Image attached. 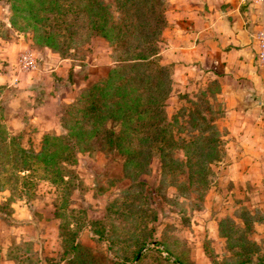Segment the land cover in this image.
<instances>
[{
	"label": "rangeland",
	"instance_id": "obj_1",
	"mask_svg": "<svg viewBox=\"0 0 264 264\" xmlns=\"http://www.w3.org/2000/svg\"><path fill=\"white\" fill-rule=\"evenodd\" d=\"M101 1L118 23L123 15L116 0ZM161 1L168 10V0ZM82 8V0H0L5 72L28 79L37 70L18 65L27 53L38 68L61 63L54 74L40 73L49 79H37L42 86L29 93L0 87V264H264V112L225 114L224 107L235 106L218 102V80L190 93L172 90L171 123L188 106L183 95L208 90L219 160L204 158L201 169L192 164L196 172L186 166L175 173L163 170L164 156L156 151L144 173H125L124 157L106 142L122 130L123 119L100 121L83 112L86 90L120 66L114 41L86 31ZM163 40L164 33L160 51ZM56 86L60 111L43 118L45 95ZM149 117L139 122L161 120ZM184 120L172 124L179 142L198 132L179 130ZM171 155L176 164L187 161L183 149ZM236 156L242 169L230 168ZM21 202L33 218L27 224L14 217ZM75 244L83 249L76 253Z\"/></svg>",
	"mask_w": 264,
	"mask_h": 264
},
{
	"label": "trees",
	"instance_id": "obj_2",
	"mask_svg": "<svg viewBox=\"0 0 264 264\" xmlns=\"http://www.w3.org/2000/svg\"><path fill=\"white\" fill-rule=\"evenodd\" d=\"M116 2L123 15L118 23L113 21L111 7L101 0H82L83 8L79 11L90 35L114 41V53L119 55L115 62L120 66L86 90L82 97L85 116L100 121L123 119L122 130L109 134L106 142L124 157L125 173L134 168H138V174L144 173L156 151L164 156L163 170L175 173H185L186 166L196 172L205 164L204 158L218 161L220 140L215 119L209 117L214 112L209 104L208 90L193 96L195 98L183 95L188 106L181 107L172 116V123L168 122L166 103L173 90V69L160 62V49L156 45L168 27L167 6L161 0ZM195 100L205 102L206 106L198 105ZM143 115H149L150 120H161H152L150 124L139 122ZM182 120L184 123L179 130L198 131L197 134L191 132L194 134L190 141L180 138L179 142L174 134L172 124L178 125ZM175 149H183L187 161L179 160L176 164L177 160L171 155ZM194 153L199 155L196 161L190 159ZM39 155L41 153L35 154ZM60 161L66 162L64 158ZM74 249L77 253L83 248L75 244Z\"/></svg>",
	"mask_w": 264,
	"mask_h": 264
},
{
	"label": "crops",
	"instance_id": "obj_3",
	"mask_svg": "<svg viewBox=\"0 0 264 264\" xmlns=\"http://www.w3.org/2000/svg\"><path fill=\"white\" fill-rule=\"evenodd\" d=\"M251 1L168 0V27L164 31L159 59L173 69L172 95L190 93L209 81L218 80L223 87L218 102L231 100L235 106L224 107L225 114L241 115L255 109L264 112V70L259 69L257 62V34L264 31V1L258 6ZM5 51L0 46V57H6ZM60 66L61 63L49 70L41 66L25 79L6 73L5 63L0 61V87L5 90L4 85H7L17 93H20L18 89H27L29 93L42 86L37 79L46 82L49 79L41 74H54ZM45 96L43 118L57 116L60 111L57 108L61 105L58 86ZM49 104L51 109L55 108L54 112L49 111ZM16 105L13 113H18ZM231 162L230 168L236 169L239 165L242 169L238 156ZM14 207V217L25 218L26 224L33 219L26 203Z\"/></svg>",
	"mask_w": 264,
	"mask_h": 264
},
{
	"label": "built area",
	"instance_id": "obj_4",
	"mask_svg": "<svg viewBox=\"0 0 264 264\" xmlns=\"http://www.w3.org/2000/svg\"><path fill=\"white\" fill-rule=\"evenodd\" d=\"M264 0H252L253 5L258 6ZM257 44H258V53H257V62L258 66L264 68V31H259L257 34ZM19 68L24 72H33L38 69L37 61L34 56L30 53H27L21 57L19 60Z\"/></svg>",
	"mask_w": 264,
	"mask_h": 264
}]
</instances>
